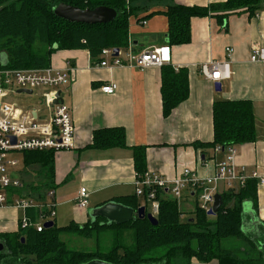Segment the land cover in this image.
Returning a JSON list of instances; mask_svg holds the SVG:
<instances>
[{"label":"crops","instance_id":"0c3cea01","mask_svg":"<svg viewBox=\"0 0 264 264\" xmlns=\"http://www.w3.org/2000/svg\"><path fill=\"white\" fill-rule=\"evenodd\" d=\"M224 1L177 0L189 6H209ZM171 3L174 1L143 2L146 9L130 18V45L135 52L167 43L169 20L165 11ZM220 13L193 17L190 42L171 45L170 64L176 69L184 67L188 70L190 90L188 98L168 116L163 113L162 66L150 65L144 69L128 65L108 67L100 65L103 56L93 59L86 48L59 49L52 54L50 64L54 67L67 70L69 62L73 66L67 70L70 81L63 87V92L72 107L76 127L74 148L55 152L56 222L60 217L69 223L83 224L91 217L89 209L119 197L135 195L134 148L137 146L145 147V167L150 172L175 177L185 167H190L202 176L212 174L215 160H224L226 152L215 153L206 148V154L201 155V150L193 143L213 140V104L221 99H250L253 102L258 139L236 146L235 163L249 170L257 169L264 175V62L251 60L254 47L264 46V0L256 13L247 10L231 13L224 23L216 16ZM227 46L234 48L229 61L230 77L220 80L221 89L217 90L216 82L202 75L200 65L211 60H227ZM111 82L117 83V90L113 94L102 91L101 87ZM20 93L19 88L6 91L0 102L13 104L19 112L40 107L41 100L33 106L26 100L20 101ZM111 127L125 129L126 146L91 147L94 132ZM37 170L40 172L39 166ZM39 175L44 181L43 174ZM81 187L89 192L87 208L76 203ZM224 189V184L220 183L218 192L221 194ZM191 193L185 192L180 206L183 211L185 204L192 214L195 197ZM23 212L14 206L0 205V231H18ZM244 213L246 232L253 238L262 237L264 185L259 182L257 208L255 210L251 202H246ZM190 215L182 213L183 218ZM193 264L219 263L194 260Z\"/></svg>","mask_w":264,"mask_h":264},{"label":"trees","instance_id":"16d2710c","mask_svg":"<svg viewBox=\"0 0 264 264\" xmlns=\"http://www.w3.org/2000/svg\"><path fill=\"white\" fill-rule=\"evenodd\" d=\"M163 0H0V55L6 54L7 63L0 59V69H25L50 65L52 54L59 49L86 48L97 58L105 48L126 49L130 43V18L146 9L143 2ZM165 11L169 20L167 44L178 45L191 40V19L195 16L216 14L224 23L231 13L247 10L256 13L261 0H226L209 6H189L172 0ZM65 2L80 8L100 5L113 7L117 17L107 23L71 22L54 9ZM56 45V47H55ZM189 77L186 68L162 65L163 113L172 110L189 96ZM214 138L193 144L206 154V148L220 145L237 146L258 139L254 104L250 99H221L213 104ZM126 146L123 127L98 129L91 147ZM223 151V150H222ZM27 166L38 165L44 181L25 184L32 194L44 197L55 189V152L53 150L24 151ZM136 172L142 175L145 167V147L134 148ZM23 189L8 187L9 193L21 195ZM43 191V192H40ZM14 195V194H13ZM12 195V196H13ZM222 205L215 215H209L196 203L192 214L182 217L178 200L161 198L158 224L147 218H135L123 224L110 223L103 217L92 218L83 224L71 221L64 226L20 227L15 232L0 231V264H84L92 259H103L116 264H193L216 260L219 264H264V233L253 238L245 228V203L258 205V179L249 178L245 186L221 191ZM114 201L137 209L142 199L136 194ZM37 219V211L29 209ZM264 225V222H260ZM264 227V226H263ZM63 233L90 237L95 248H70L61 238ZM127 238H132L128 242Z\"/></svg>","mask_w":264,"mask_h":264},{"label":"built area","instance_id":"2783aa9c","mask_svg":"<svg viewBox=\"0 0 264 264\" xmlns=\"http://www.w3.org/2000/svg\"><path fill=\"white\" fill-rule=\"evenodd\" d=\"M143 23H146V20H143ZM233 50L231 46L226 47L225 61L211 60L202 63L200 65L202 75L214 82L229 78V61ZM101 56L104 59L100 65L108 67L128 65L144 69L150 65L162 66L171 63L172 47L166 43L140 53L135 52L131 45L126 49H119L118 53L113 48H105ZM251 60L264 62V46L254 47ZM68 67L67 70L73 69L70 62ZM67 70L58 69L51 64L46 67L0 69V98L6 91L19 88L29 89L32 91L31 94L37 90V96L42 101L40 107L22 112L17 111L18 108L13 104L0 102V205L23 210L20 217V227L23 228L34 226L41 231L46 222L53 221L56 217L55 190H47L44 197L31 192L25 193V182L11 169L19 163L15 155L24 151L56 152L74 148L76 127L72 107L66 101L63 92V87L70 81ZM117 87V83L111 82L103 85L101 89L107 94H113ZM222 150L226 152V157L221 161L215 160L214 172L209 175L202 176L190 167H185L182 173L175 177H165L150 171L142 175L136 172L135 194L142 199L141 205L145 206L146 212L157 217L161 198H172L181 204L187 190L192 191L195 204L208 212L213 208L220 183L224 184L225 189L236 188L245 186L249 178H257L258 182L264 185V175L259 170L237 166L236 146L231 145L222 149L218 145L213 149L215 153ZM8 187L23 189V192L21 195L9 193ZM76 201L79 207H88L87 188L81 187ZM29 209L37 211L36 220L27 213Z\"/></svg>","mask_w":264,"mask_h":264},{"label":"water","instance_id":"95a60500","mask_svg":"<svg viewBox=\"0 0 264 264\" xmlns=\"http://www.w3.org/2000/svg\"><path fill=\"white\" fill-rule=\"evenodd\" d=\"M56 15L71 21V22H83V23H107L113 21L117 17V10L113 7L100 5L95 8H80L71 4L61 2L54 9ZM56 47V45H55ZM116 53L119 52V48H115ZM1 61L6 64V54L0 55ZM215 87L217 90L221 89V82L216 81ZM19 91L25 93H32L29 89H19ZM60 91L58 92V96ZM57 102V100H56ZM222 195L217 193L215 195V202L213 208L208 211L209 215H215L222 205ZM89 214L92 218L103 217L110 223H116L118 225L126 223L135 218L147 217L152 224H158V219L150 212H146L145 206L141 205L137 209L131 206H127L123 203L110 200L103 203L100 206L89 209ZM54 221H48L45 223V227L53 226ZM264 247V245H263ZM4 244L0 243V251L3 250ZM84 264H116L103 259H92Z\"/></svg>","mask_w":264,"mask_h":264},{"label":"rangeland","instance_id":"374dc122","mask_svg":"<svg viewBox=\"0 0 264 264\" xmlns=\"http://www.w3.org/2000/svg\"><path fill=\"white\" fill-rule=\"evenodd\" d=\"M18 98H20V101L21 99L26 100L28 104L32 106L40 103V98L39 96H37V90H35L33 94L22 92L18 95ZM17 157L19 159V163L14 168H12L11 171L18 173L23 179V181L25 182V184L27 185L32 182L39 183V184L42 183L43 181L41 180L40 175L38 176V174L41 173L37 170L38 166L36 165L27 166L24 160V153L17 154ZM24 192L28 193L29 190L25 189ZM187 208L188 207H186L185 204H183V214L190 215L191 213L187 211ZM192 212H193V209H192ZM82 213L85 214L86 211L85 212L83 211ZM57 223L59 225H65L69 223V220L61 219L59 217ZM61 238L67 243V245L70 248L91 250L95 248L96 246V240L90 237L78 236L72 233H63L61 235ZM127 241L132 242V238L131 239L127 238Z\"/></svg>","mask_w":264,"mask_h":264}]
</instances>
